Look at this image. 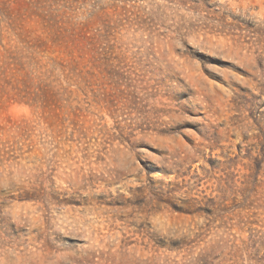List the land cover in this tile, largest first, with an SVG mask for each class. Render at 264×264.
I'll use <instances>...</instances> for the list:
<instances>
[{
	"label": "rangeland",
	"instance_id": "obj_1",
	"mask_svg": "<svg viewBox=\"0 0 264 264\" xmlns=\"http://www.w3.org/2000/svg\"><path fill=\"white\" fill-rule=\"evenodd\" d=\"M242 242L264 247V0H0V264Z\"/></svg>",
	"mask_w": 264,
	"mask_h": 264
},
{
	"label": "trees",
	"instance_id": "obj_2",
	"mask_svg": "<svg viewBox=\"0 0 264 264\" xmlns=\"http://www.w3.org/2000/svg\"><path fill=\"white\" fill-rule=\"evenodd\" d=\"M230 248L227 258L221 256L223 250L218 254L203 253L197 264H264V247L261 252L253 247L257 253L252 251L247 242H242L240 246L231 245Z\"/></svg>",
	"mask_w": 264,
	"mask_h": 264
}]
</instances>
